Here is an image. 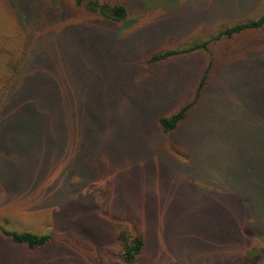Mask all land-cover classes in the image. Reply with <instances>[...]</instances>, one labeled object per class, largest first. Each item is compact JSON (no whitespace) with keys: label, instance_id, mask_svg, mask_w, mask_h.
<instances>
[{"label":"rangeland","instance_id":"1","mask_svg":"<svg viewBox=\"0 0 264 264\" xmlns=\"http://www.w3.org/2000/svg\"><path fill=\"white\" fill-rule=\"evenodd\" d=\"M127 5V23L86 17L69 41L73 19L47 28L50 58L26 92L51 122L0 116V225L52 239L30 250L0 232V264L112 262L111 220L126 216L146 235L140 264H264V27L211 47L214 78L175 136L157 120L192 100L211 57L148 62L258 19L264 0ZM15 19L0 0V78L20 44ZM51 41L67 44L52 53ZM225 45L235 52L220 69Z\"/></svg>","mask_w":264,"mask_h":264},{"label":"trees","instance_id":"2","mask_svg":"<svg viewBox=\"0 0 264 264\" xmlns=\"http://www.w3.org/2000/svg\"><path fill=\"white\" fill-rule=\"evenodd\" d=\"M6 2L10 4V13H15L16 15L17 20L15 19V22L19 25L16 31L20 44L15 49V52L13 51L14 54L6 65V74L0 78V116L8 108L13 107V111L19 113V118H23L22 120L26 122H36L40 121L39 119L51 122L55 117L54 111H51L50 115L45 114L43 111L45 108L43 105L42 107L40 106V92H37L35 89H33V92L36 91L33 95H28V92H26L31 87L29 82L31 76L34 75L32 71L35 63H46L50 58L46 56L45 59V49L47 46L45 33L47 32V28L55 21H66L67 17L70 21L73 19L74 22L72 23H77L78 28L72 25L66 26L60 32L61 35H64L60 39L66 38L69 41L68 39L72 37V34L80 26L84 25L83 22H90L84 20L87 18L95 17L98 18L97 20L101 19L107 23H127L129 19L127 0H6ZM263 27L264 14L256 20L240 22L232 27L225 28L205 42L193 44L182 50L162 49L156 51L148 58L150 64H158L170 58L188 55L197 51H203L211 57L209 59L211 63L204 70V75L196 87L192 100L182 105L176 113L158 118L157 126L162 137L177 135L190 114L196 108H199L203 92L209 87V80L212 76L210 72L213 69L211 67L214 58L211 47L223 42L229 44L246 31L258 30ZM67 41H61L56 44L52 43V41L48 43L50 47L55 44L54 46H58L60 49L67 44ZM225 46L228 47V50L221 51L219 59L220 69L226 67L228 57L232 56L235 52V48L230 49V45ZM50 50L53 53V47ZM214 75L218 79L220 73L217 72ZM42 77L50 79L45 75H42ZM11 129L13 134H15V128ZM179 145H181V142ZM258 198L263 200L261 192L258 194ZM258 218L255 216L256 220ZM111 222L113 225V233L110 238L112 241L110 247V253L113 257L112 262L106 261L95 264H140L146 250V235L138 224V221L126 216L123 218H113ZM257 231L259 232L260 229L258 228ZM0 232L6 237L11 238L15 243L27 246L30 250L41 249L52 240L49 235L39 236L28 232L9 231L1 225ZM258 232L256 233L260 235Z\"/></svg>","mask_w":264,"mask_h":264}]
</instances>
